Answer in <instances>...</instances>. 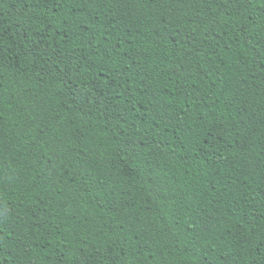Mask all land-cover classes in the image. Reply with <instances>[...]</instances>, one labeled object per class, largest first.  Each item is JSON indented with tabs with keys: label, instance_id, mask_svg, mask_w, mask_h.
<instances>
[{
	"label": "trees",
	"instance_id": "1",
	"mask_svg": "<svg viewBox=\"0 0 264 264\" xmlns=\"http://www.w3.org/2000/svg\"><path fill=\"white\" fill-rule=\"evenodd\" d=\"M262 4L0 0V264H264Z\"/></svg>",
	"mask_w": 264,
	"mask_h": 264
},
{
	"label": "rangeland",
	"instance_id": "2",
	"mask_svg": "<svg viewBox=\"0 0 264 264\" xmlns=\"http://www.w3.org/2000/svg\"><path fill=\"white\" fill-rule=\"evenodd\" d=\"M86 140H87V142L85 141L84 138H82V137L80 138V142H82L83 148H85L87 145H89V148L91 149L92 144L90 143V141L88 139H86ZM87 152H89V151H87Z\"/></svg>",
	"mask_w": 264,
	"mask_h": 264
},
{
	"label": "snow or ice",
	"instance_id": "3",
	"mask_svg": "<svg viewBox=\"0 0 264 264\" xmlns=\"http://www.w3.org/2000/svg\"><path fill=\"white\" fill-rule=\"evenodd\" d=\"M261 7H264V4H262Z\"/></svg>",
	"mask_w": 264,
	"mask_h": 264
}]
</instances>
